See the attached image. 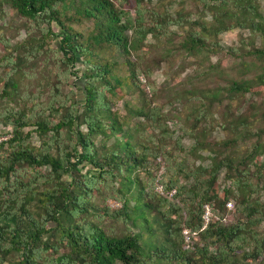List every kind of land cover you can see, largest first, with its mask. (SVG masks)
<instances>
[{
    "label": "trees",
    "instance_id": "trees-1",
    "mask_svg": "<svg viewBox=\"0 0 264 264\" xmlns=\"http://www.w3.org/2000/svg\"><path fill=\"white\" fill-rule=\"evenodd\" d=\"M3 1L38 31V38L28 44V54L35 56L47 40L56 38L64 72L75 78L76 66L80 65L78 79L83 82L80 101L72 99L67 106L66 101L57 100L58 89L54 87L50 109L62 110L56 122L48 121L46 116L33 120L24 109H0L5 123L12 127L10 137L0 144L7 146L0 155V264H249L264 253V234L258 230L264 224V162L257 160L263 152L258 139L264 130L252 133L247 118L239 116L229 124L236 137L217 144V150L194 137L189 153L200 149L214 155L205 167L187 166L184 160L175 162L169 156L165 160L167 153L152 143L153 134L148 135L151 145L138 144L146 124L164 134V124H160L155 110L129 108L146 123L133 129H123L124 124L110 110L107 96L115 97L127 85L139 89L140 79L130 57L148 35L163 36L167 26L180 24L181 17L171 20L166 15L153 14L147 22V11L141 8L143 0H134V18L122 8L123 0ZM200 1L213 14L223 17L215 18L209 26L194 22L198 30L190 29L177 44L187 55L194 57L207 51L205 35L217 36L233 27L264 34V19L254 0H218L212 4L207 3L211 0ZM80 24H87L85 31L73 28ZM21 47L15 48V57L3 56L16 80L3 83L0 102L20 100L17 78L23 73ZM102 51L122 59L126 77L114 72L115 62L99 58ZM251 53L259 60V72L253 78L230 81L228 94L244 95L264 89V45ZM27 126L34 127L32 132L42 138L37 150L28 144V134L22 132ZM252 136L257 139L242 159L234 162L228 149L233 148L238 137ZM220 148L225 151L222 156ZM159 156L170 163L166 168L170 174L163 185L175 189L173 199L179 198V204L141 184L137 173L147 170L149 159ZM44 168L47 171L39 174ZM223 169L229 184L218 195L216 181ZM176 177L190 184H181ZM105 187L121 203L116 215L132 227L141 226L148 233L146 240L142 241L140 231L108 236L88 219L108 215L107 209L99 215L91 202L93 195ZM229 201L234 202L240 217L235 224L222 222ZM205 204L211 205L218 220L203 228ZM183 229L203 243L194 253L184 249ZM239 250L242 262L237 263Z\"/></svg>",
    "mask_w": 264,
    "mask_h": 264
},
{
    "label": "rangeland",
    "instance_id": "rangeland-1",
    "mask_svg": "<svg viewBox=\"0 0 264 264\" xmlns=\"http://www.w3.org/2000/svg\"><path fill=\"white\" fill-rule=\"evenodd\" d=\"M212 2H218V0L207 1L208 4ZM123 3L122 8L131 18H134V0H123ZM254 4L257 12L264 19V0H254ZM141 8L147 11L145 15L147 22L154 17L153 14L166 15L171 20H175L178 16L181 19L179 25L167 26L163 36L153 38L148 35L130 57L137 71V80L138 77L140 79L137 84L139 89L127 85L119 92L117 91L115 97L107 96L110 101V110L124 124L123 129H133L141 123L146 124L143 119L135 117L129 108L135 109L141 106L146 110H155L159 115L160 124H164L162 127L164 134L158 133L157 129H152L146 124V127L141 129L143 137L138 144L151 145L148 135L153 134L155 138L152 143L167 153L163 156L165 160L169 156V159L175 162L184 160L187 166L204 167L209 165L214 154L200 149L189 153L188 151L194 145V137L197 141H203L209 145L210 149L217 150V144L236 137L229 124L239 116L247 118L249 128L253 130L252 133L263 131L264 89L258 88L251 94L244 95L228 94L226 90L230 81L253 78L259 72V60L251 51L263 47L264 34L251 32L248 28L233 27L217 36L205 35L206 46L209 48L206 52L192 57L181 51L177 46L178 42L190 29L198 30L194 22L209 26L215 23V18L221 19L223 16L219 15L222 14H213L210 8L200 0H143ZM235 12L238 13V11ZM51 28L53 32H56L53 25ZM73 28L85 31L87 24L74 25ZM38 36L34 25L20 19L5 1L2 2L0 5V91L5 81L15 79V73L11 71L9 65H6L3 56L15 57V48L21 45L24 63L20 67L23 73L17 78L20 100H15L14 103L0 102V109L4 107L13 108L14 111L24 109L33 120L36 117L46 116L48 121L56 122L62 110L58 109L55 112L50 109L51 99L55 96L54 87L58 89L56 96L58 99H56L59 102L66 101L64 105L67 106L72 99L80 101L83 81L78 79V70L82 68L80 65L76 66L77 77L75 78L64 72V65L59 62L57 39L54 37L47 40L42 50L35 56H30L28 44L33 43L32 38L37 39ZM98 56L107 59L109 63L115 62L114 72L118 76L123 78L127 76V68L118 55L102 51L98 53ZM52 107L55 108V105ZM1 114L2 111H0V144L10 137L12 129L5 123ZM201 114L202 116L199 117ZM194 124L195 128H193ZM34 129L32 126H27L22 129V132L28 134V144L37 150L42 138L32 132ZM191 130H194L191 132L192 136L189 135ZM255 139H257L255 136L250 139L239 137L236 139L233 148L227 151L234 162L242 159ZM258 140L263 152L257 160L264 162V134L260 135ZM6 148V145L0 146V155H4ZM218 150L221 152L220 156L225 152L221 148ZM161 156L149 159L147 170L139 171L137 174L141 184L147 190L152 189L158 196L179 204V198L173 199L175 189H167L163 185L170 174L169 170L166 171L170 163L166 164ZM251 170H253L252 167ZM46 171L45 168L41 169L39 174H44ZM224 172V169L221 170L217 176L218 195H221L223 188L229 184V181L224 179ZM29 174L32 175L31 172ZM176 178L181 184H190V181L182 177ZM115 198L108 187L102 188L101 192L93 195L91 202L98 209V214L107 209L108 215H103L101 218L88 216V219L108 236L135 234L140 231L142 241L146 240L148 233L142 230L141 226L132 227L116 215L121 203L118 198ZM233 204V201H229L225 205V216L222 222L226 224H235L240 219ZM211 209V205L202 206L203 227L211 221L218 220L217 214H213ZM205 212L208 214L207 220L203 218ZM258 230L263 235L264 224H261ZM183 232H187V235ZM181 237L184 249L191 253H194L195 248H201L203 244L198 236L185 229L182 230ZM236 261L242 262V250L237 251ZM249 264H264V253Z\"/></svg>",
    "mask_w": 264,
    "mask_h": 264
},
{
    "label": "built area",
    "instance_id": "built-area-1",
    "mask_svg": "<svg viewBox=\"0 0 264 264\" xmlns=\"http://www.w3.org/2000/svg\"><path fill=\"white\" fill-rule=\"evenodd\" d=\"M159 189H160V187H159ZM203 215H204L203 218H204L205 220H207V215H208L207 212H205ZM204 227H205V226H204ZM204 227H203V228H204ZM183 233H184V235H187V232H183ZM192 234H194V233H192ZM185 238L188 239L186 236H185Z\"/></svg>",
    "mask_w": 264,
    "mask_h": 264
}]
</instances>
